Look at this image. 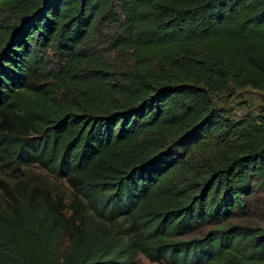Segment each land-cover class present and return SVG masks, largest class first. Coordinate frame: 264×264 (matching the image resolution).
<instances>
[{"label": "trees", "instance_id": "16d2710c", "mask_svg": "<svg viewBox=\"0 0 264 264\" xmlns=\"http://www.w3.org/2000/svg\"><path fill=\"white\" fill-rule=\"evenodd\" d=\"M230 87L264 95V0H0V264H264V226L232 221L264 107L228 117Z\"/></svg>", "mask_w": 264, "mask_h": 264}, {"label": "rangeland", "instance_id": "374dc122", "mask_svg": "<svg viewBox=\"0 0 264 264\" xmlns=\"http://www.w3.org/2000/svg\"><path fill=\"white\" fill-rule=\"evenodd\" d=\"M91 48H95L98 56L106 61H114L117 59V53L112 51L108 43L102 38H94ZM48 68L52 74H57L60 64L57 51L53 48L48 50L45 55ZM217 108L226 113L232 119H240L247 114L256 115L264 107V95L257 90L246 87L236 89L230 87L228 91L220 93L215 98ZM1 176L3 174H0ZM25 175L32 181L49 185L56 192L67 193L68 189L61 181L53 179L46 171L39 167H29L25 169ZM233 222L252 225L264 226V187L258 188L252 196L244 199V208L237 209ZM68 247L67 239L63 238L60 249L64 252ZM139 264H159L153 263L144 257H140Z\"/></svg>", "mask_w": 264, "mask_h": 264}]
</instances>
